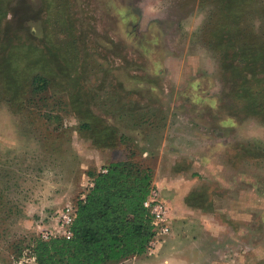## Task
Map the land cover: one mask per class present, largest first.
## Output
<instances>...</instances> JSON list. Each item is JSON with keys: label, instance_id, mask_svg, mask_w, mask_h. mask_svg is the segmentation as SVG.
Wrapping results in <instances>:
<instances>
[{"label": "rangeland", "instance_id": "obj_1", "mask_svg": "<svg viewBox=\"0 0 264 264\" xmlns=\"http://www.w3.org/2000/svg\"><path fill=\"white\" fill-rule=\"evenodd\" d=\"M130 157L171 212L190 190L221 211L242 182L264 234V0H0V261L27 264L90 174ZM174 219L170 251L190 240Z\"/></svg>", "mask_w": 264, "mask_h": 264}, {"label": "trees", "instance_id": "obj_2", "mask_svg": "<svg viewBox=\"0 0 264 264\" xmlns=\"http://www.w3.org/2000/svg\"><path fill=\"white\" fill-rule=\"evenodd\" d=\"M40 71L33 73L31 84L37 94L50 83ZM106 169L90 174L93 187L76 204L70 238L34 239L36 264L120 263L149 251L155 228L144 202L154 185L152 170L133 157Z\"/></svg>", "mask_w": 264, "mask_h": 264}, {"label": "crops", "instance_id": "obj_3", "mask_svg": "<svg viewBox=\"0 0 264 264\" xmlns=\"http://www.w3.org/2000/svg\"><path fill=\"white\" fill-rule=\"evenodd\" d=\"M167 185L169 184L166 182L163 188L166 189ZM238 186L240 197H226L223 210L208 211V213L200 210L199 206L187 204L192 190L187 191L183 197L185 207L175 209V212L170 211V214L172 228L174 217L184 226L191 228L190 240L186 235L172 234L168 243L179 245L174 251H170L167 247L163 249L164 243L160 242L155 250H150L151 252L148 251L147 254L115 264H261L264 258L262 242L264 234L257 228L254 230L248 228L252 223L259 224V219L246 208V192L244 191L243 196L241 195L243 183L239 182ZM177 201L178 198L175 194V199L172 198L170 203L172 206H176ZM252 227L255 226L252 225ZM247 239H253V241ZM164 242L167 240L165 239ZM204 243L210 251L206 255L202 252ZM188 245L190 246L189 250L187 249ZM253 259V263H250ZM0 264H4V262L0 261Z\"/></svg>", "mask_w": 264, "mask_h": 264}, {"label": "built area", "instance_id": "obj_4", "mask_svg": "<svg viewBox=\"0 0 264 264\" xmlns=\"http://www.w3.org/2000/svg\"><path fill=\"white\" fill-rule=\"evenodd\" d=\"M102 173H106L107 169L101 170ZM93 187L92 180L89 181L88 188ZM84 199V196L81 198ZM144 207L149 211L152 216V223L155 228V237L150 244L149 251H153L157 245L165 237L169 236L172 231V218L170 214V208L168 204L162 199L160 189L158 186L153 185ZM77 213V205H71L63 209L57 217V225L53 230H44L41 232V239L48 241L51 238L72 236L71 227L75 221ZM27 264H36L35 258L30 256L27 258Z\"/></svg>", "mask_w": 264, "mask_h": 264}]
</instances>
